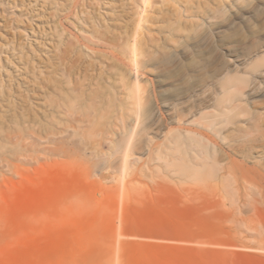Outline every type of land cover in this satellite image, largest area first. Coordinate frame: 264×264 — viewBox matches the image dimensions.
<instances>
[{
  "label": "rangeland",
  "instance_id": "obj_1",
  "mask_svg": "<svg viewBox=\"0 0 264 264\" xmlns=\"http://www.w3.org/2000/svg\"><path fill=\"white\" fill-rule=\"evenodd\" d=\"M0 82V264H264V0H0Z\"/></svg>",
  "mask_w": 264,
  "mask_h": 264
},
{
  "label": "bare ground",
  "instance_id": "obj_2",
  "mask_svg": "<svg viewBox=\"0 0 264 264\" xmlns=\"http://www.w3.org/2000/svg\"><path fill=\"white\" fill-rule=\"evenodd\" d=\"M146 1V0H145ZM101 34V33H100ZM99 35V34H98ZM99 38V36H98ZM134 47H135V44H134ZM89 48V47H88ZM91 49V48H89ZM21 60V58H20ZM22 72V71H20ZM18 75V73H17ZM18 77V76H17ZM23 77V76H22ZM19 78L21 79V77L19 76ZM25 78V77H24ZM27 81V80H24V82ZM21 82V81H20ZM29 83V82H28ZM125 83V82H124ZM8 84V83H7ZM6 85V84H5ZM11 85V84H10ZM7 86V85H6ZM9 86V84H8ZM1 87H4V85L0 82V88ZM12 88V87H11ZM125 88V87H124ZM123 88V89H124ZM3 89V88H2ZM5 89V88H4ZM7 90V88H6ZM1 91V90H0ZM4 92V90H2ZM9 91V90H8ZM7 92V91H5ZM12 92V91H11ZM10 92V93H11ZM2 93V92H1ZM19 94V93H18ZM7 95V94H6ZM11 95V94H10ZM13 95V94H12ZM8 98V96H7ZM4 99V98H3ZM81 108V111H80V117L77 119V121L82 124L81 127L84 131H87L89 130L90 132H93V130H97V131H100V126L102 127V123H100V119H101V116H102V112L100 110V105L94 103V102H90L89 104L87 105H81L80 106ZM66 113V112H65ZM106 127V126H105ZM101 128V131H108L106 128ZM109 128V126H108ZM106 129V130H105ZM214 129V128H212ZM195 134H199L202 138H205L206 134L203 132V131H199V130H194ZM207 137V136H206ZM206 139V138H205ZM210 139V138H209ZM207 138V140H209ZM211 140V139H210ZM209 140V141H210ZM214 141V140H213ZM210 141L211 144H213L214 146L217 145V143L214 141ZM211 151V150H210ZM119 233V232H118ZM117 233V234H118ZM120 234V233H119ZM120 236V235H119ZM117 241L119 242V238L117 236Z\"/></svg>",
  "mask_w": 264,
  "mask_h": 264
}]
</instances>
